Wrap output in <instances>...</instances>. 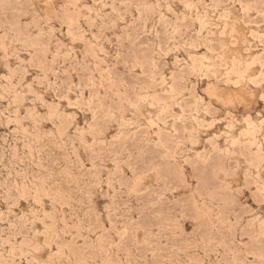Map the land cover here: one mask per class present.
I'll return each instance as SVG.
<instances>
[{
	"label": "rangeland",
	"instance_id": "obj_1",
	"mask_svg": "<svg viewBox=\"0 0 264 264\" xmlns=\"http://www.w3.org/2000/svg\"><path fill=\"white\" fill-rule=\"evenodd\" d=\"M0 264H264V0H0Z\"/></svg>",
	"mask_w": 264,
	"mask_h": 264
}]
</instances>
